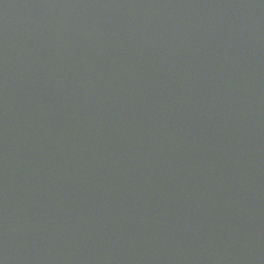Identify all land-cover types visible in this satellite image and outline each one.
<instances>
[{"label":"water","instance_id":"obj_1","mask_svg":"<svg viewBox=\"0 0 264 264\" xmlns=\"http://www.w3.org/2000/svg\"><path fill=\"white\" fill-rule=\"evenodd\" d=\"M0 264H264V0H0Z\"/></svg>","mask_w":264,"mask_h":264}]
</instances>
